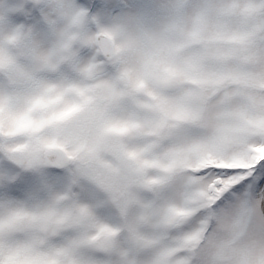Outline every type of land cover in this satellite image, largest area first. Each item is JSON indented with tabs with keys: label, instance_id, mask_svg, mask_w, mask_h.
Segmentation results:
<instances>
[{
	"label": "snow or ice",
	"instance_id": "1",
	"mask_svg": "<svg viewBox=\"0 0 264 264\" xmlns=\"http://www.w3.org/2000/svg\"><path fill=\"white\" fill-rule=\"evenodd\" d=\"M0 264H264V0L0 5Z\"/></svg>",
	"mask_w": 264,
	"mask_h": 264
},
{
	"label": "rangeland",
	"instance_id": "2",
	"mask_svg": "<svg viewBox=\"0 0 264 264\" xmlns=\"http://www.w3.org/2000/svg\"><path fill=\"white\" fill-rule=\"evenodd\" d=\"M19 3V0H0V5L6 7H15ZM77 3H80V0H77ZM14 14V13H13ZM118 13L113 12L111 15H117Z\"/></svg>",
	"mask_w": 264,
	"mask_h": 264
}]
</instances>
